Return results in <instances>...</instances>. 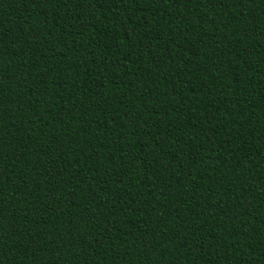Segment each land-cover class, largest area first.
Returning a JSON list of instances; mask_svg holds the SVG:
<instances>
[{"label":"trees","instance_id":"16d2710c","mask_svg":"<svg viewBox=\"0 0 264 264\" xmlns=\"http://www.w3.org/2000/svg\"><path fill=\"white\" fill-rule=\"evenodd\" d=\"M0 264H264V0H0Z\"/></svg>","mask_w":264,"mask_h":264}]
</instances>
